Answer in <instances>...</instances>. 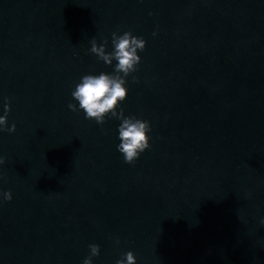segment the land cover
Wrapping results in <instances>:
<instances>
[{
    "label": "clouds",
    "instance_id": "9594fccd",
    "mask_svg": "<svg viewBox=\"0 0 264 264\" xmlns=\"http://www.w3.org/2000/svg\"><path fill=\"white\" fill-rule=\"evenodd\" d=\"M106 43L107 41L97 46L93 40L91 52L107 65H111L113 60H116L114 74L102 72L99 75L82 76L80 83L72 92V97L79 102V108L85 112L87 119H94L97 123L103 124L105 116L111 113L113 117L122 121L118 128L120 144L117 150L123 154L126 163L132 164L139 158L140 153L150 147L148 136L150 124L148 121L135 117H124L123 111L118 113L116 109L127 97L125 78L137 70V65L141 62V57L137 53L138 50H144L146 41L133 36L131 32H124L123 35L113 32L111 53L105 51ZM68 107L73 111L78 110L75 104L70 103ZM9 110L10 107L6 104L5 113ZM0 126L7 128V115L0 116ZM15 130V124L7 128L9 132ZM3 163L4 160L0 158V164ZM4 198L11 201V192L5 193ZM89 248L91 255L85 258L83 264H92V257L100 253V247L97 244H90ZM116 264H136V257L129 251L125 253L124 259L118 260Z\"/></svg>",
    "mask_w": 264,
    "mask_h": 264
}]
</instances>
